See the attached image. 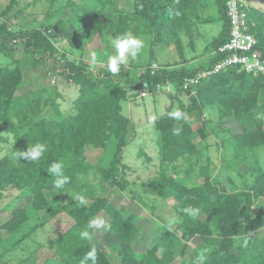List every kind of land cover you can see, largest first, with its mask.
<instances>
[{
    "label": "trees",
    "instance_id": "1",
    "mask_svg": "<svg viewBox=\"0 0 264 264\" xmlns=\"http://www.w3.org/2000/svg\"><path fill=\"white\" fill-rule=\"evenodd\" d=\"M92 1L103 10L116 4V0ZM131 1L133 10L120 11L104 33L121 46L131 33L134 37H152L151 60L156 58L153 47L161 44L174 43L182 51L183 35L194 39L197 19L205 10L204 0ZM216 3L223 27L209 45L212 55L205 63L194 68L163 66L153 73L149 61L139 75L132 66L106 64L93 69L90 61L70 60L54 40H72L78 31L72 24L71 31L64 19L47 28L13 30L8 21L0 25V53L12 60L11 65H0V125L14 138L10 151L0 159V199L8 188L28 192L18 199L12 218L0 227L2 255L51 224L58 235L49 246L62 264H113L107 246H98L86 230L106 211L109 229L119 241L114 248L121 264H171L179 256L185 264H264V168L256 153L257 148L264 147V76L230 67L202 80L196 94L183 88L186 78L211 69L223 58L217 51L230 39L231 22L228 0ZM247 10L264 60V8L250 6ZM91 26V33L97 35L98 30ZM23 41L25 54L37 60L47 74L61 75L79 86L75 112L65 119H38L49 105L57 109L56 99L61 95L58 86L50 98L45 97L47 89L38 91L34 99L19 93L25 85L26 64L15 58L11 44ZM168 82L174 86L172 105L177 107L155 120L162 158L158 175L148 182L147 190L162 199H172L179 221L164 231L154 247L140 253L137 244L141 228L136 214L120 211L107 196L87 202L72 193L92 168L87 148L107 149L113 139L114 154L102 173L110 185L126 190V179H120L118 171L132 125L123 112L128 86L154 91ZM184 94L188 102L181 97ZM210 109H216L218 118L228 124L221 130L240 167V183L229 177L225 184L211 173L210 158L203 163L206 155L196 142L194 117L202 118ZM203 126L208 128V122ZM196 166H201L198 177L203 181L190 185L182 173L190 174ZM33 217L37 220L28 229Z\"/></svg>",
    "mask_w": 264,
    "mask_h": 264
},
{
    "label": "rangeland",
    "instance_id": "2",
    "mask_svg": "<svg viewBox=\"0 0 264 264\" xmlns=\"http://www.w3.org/2000/svg\"><path fill=\"white\" fill-rule=\"evenodd\" d=\"M248 7L256 6L264 8V0H242ZM206 12L201 14L202 37L198 39L197 44H202V48L210 45L215 37L219 36L223 27L220 20V14L216 0H204ZM11 6L9 10L8 7ZM110 10H113L110 12ZM133 10L131 0H116L115 6L102 9L92 0H0V25L7 22L13 30L18 29H36L47 28L55 24L58 20L64 19L68 22L69 28L74 30L72 25L78 31L74 32L72 40H61L55 37L60 51H65L70 60L90 61L92 68H99L106 64L112 67L132 66L134 74L139 75L142 68L153 61L150 59L152 37L140 35L135 37L131 33L129 40L121 46L120 42L104 33V29L109 27L117 19L120 11ZM7 12V13H5ZM72 24V25H71ZM98 30L94 35L92 26ZM101 33V34H100ZM15 48V58L21 57L25 64L35 63L37 67L26 70L27 84L21 89L22 94H30L34 99L35 94L47 89L45 97H52L54 86L63 88L62 99L57 102V109L53 104L41 113L39 118L63 120L75 112V101L79 97L78 87L72 81L65 80L61 75H56V82L53 77L47 74L37 60L27 56L24 52V41L12 43ZM208 45V46H209ZM155 50L156 58L160 61L168 59L172 55L171 44L158 45ZM12 60L0 53V65H11ZM33 63V64H34ZM129 88V98L123 103L124 114L132 120L129 143L125 149L122 164L119 168V178L126 179L127 188L121 190L118 186H112L104 179L103 169L109 168L114 154L115 141H110L107 149H98L94 146L87 148L88 158L92 163L90 172L80 180L79 188L72 193L74 198L83 197L87 202H91L96 196H107L111 198L112 203L124 213H134L138 216L140 232L138 234L137 250L140 253L154 247L161 236L179 221V215L173 207L172 199H162L148 189V182L154 180L159 172L161 161V136L156 128L155 120L169 110H175L172 105V93L164 90L150 93L147 96L142 95V91L135 90L132 86ZM188 102V98L181 96ZM61 98V97H60ZM262 117L264 119V92L262 94ZM214 109H210L209 113ZM203 116L196 118L197 137L196 142L204 148L206 160L210 158L213 163L211 173L218 179L227 184L229 177L234 178L237 183L241 182L236 161L233 158L232 145L226 141V134L221 130L228 128L227 123H223L218 114L213 112L212 116ZM211 120H214L211 121ZM208 122L209 127L205 128L203 122ZM1 126V125H0ZM2 127V126H1ZM0 127V146L4 145V152L8 153L13 144V135ZM256 153L264 168V147L256 149ZM187 169H188V165ZM184 165V169H185ZM201 166H196V170L188 174L186 171L182 175L189 180L190 185L198 184L203 178L198 177ZM8 199H4L9 210L14 212L18 199L28 193L25 190L17 188H8ZM11 215V214H10ZM36 218L33 217L32 223L28 225L31 229L35 224ZM109 216L106 211H102L86 228L92 239L98 246H107L108 256L113 264H121L114 248L119 243L115 234L109 229ZM5 237L8 234L5 232ZM58 231L51 224L40 228L16 248V252L25 256L24 264H36L45 259L47 253L56 256L45 247L44 252L38 250L35 239L41 242H47L52 237L57 236ZM38 241V240H37ZM46 244V243H45ZM48 246V242H47ZM1 250H3L0 247ZM13 249V250H14ZM0 250V251H1ZM57 264L62 261L57 256ZM171 264H185L181 256L174 259Z\"/></svg>",
    "mask_w": 264,
    "mask_h": 264
},
{
    "label": "built area",
    "instance_id": "3",
    "mask_svg": "<svg viewBox=\"0 0 264 264\" xmlns=\"http://www.w3.org/2000/svg\"><path fill=\"white\" fill-rule=\"evenodd\" d=\"M248 5L242 0H228V16L231 22L230 39L220 48L217 53L223 55L211 69L201 70L198 74L186 78L183 88L189 90L193 94L197 93V87L204 79L218 74L230 67H239L253 76H264V60L258 50V39L253 34L249 23ZM153 73L158 72L161 67L157 63L151 65ZM56 82V75L49 72ZM164 90L167 93H175L174 86L168 82L159 84L153 91L149 87L142 89V95L147 96L150 93ZM206 116V115H205Z\"/></svg>",
    "mask_w": 264,
    "mask_h": 264
},
{
    "label": "crops",
    "instance_id": "4",
    "mask_svg": "<svg viewBox=\"0 0 264 264\" xmlns=\"http://www.w3.org/2000/svg\"><path fill=\"white\" fill-rule=\"evenodd\" d=\"M206 11L207 10H206V5H205V10L202 11V14ZM197 21H198V24H197V27L195 28V31H194V34H195L194 39H192L191 36H187L185 34L183 35L184 48L182 51H179L176 48V45L173 43V44H171L172 55L170 57H168V59H165V60L162 59V61H160L159 59L158 60L153 59L151 65L153 63H157L161 67H163V66H175V67L194 68V67H199L201 64L205 63L211 57L212 53L209 50V46H208L209 44L207 46H205V48L201 47L202 44H201V46H200V43L197 44L198 39L202 37V30H201L202 26L201 25L204 23L205 20H202V17L200 15V18L197 19ZM18 59L24 63V61L21 57H19ZM33 63H28L25 66V85L28 83L27 79H26V70L28 68L37 67L36 66L37 64H35V63L33 64ZM25 85L23 87H25ZM21 89L19 90L20 94H22ZM59 90H60L61 95L58 97L59 98L57 100L58 103L62 99V96L64 93L63 88L61 86L59 87ZM78 92H79V87H78ZM23 95H25V94H23ZM213 112L218 114L216 109L213 110ZM213 112H211V113L207 112L205 115L207 116L209 113V116H212ZM13 142H14V140H13ZM12 145H11V147H12ZM4 148H5L4 145L0 146V159L7 154V153H3ZM4 199H8L7 192H5L4 197L2 199H0V227L4 223L9 221L13 216V212H12L13 210L10 211L9 206H7V207L4 206V205H6L4 202ZM3 235H6L5 232H3ZM56 237L57 236L52 237L51 240L56 238ZM51 240L47 241L48 242V246H47V242H41L39 239H35V241H36L35 243L37 244V247L39 248L38 250H41L42 252H44L43 249H45V247H46V249L48 250L46 252H52L56 255V253L49 246V243ZM1 252H2V250L0 251V264H24L25 256L23 254L21 256V254L16 252V249H14L8 253H4L3 255ZM55 257H57V255L53 256L52 254L47 253L44 261L43 260L38 261L36 264H57V258L54 259Z\"/></svg>",
    "mask_w": 264,
    "mask_h": 264
}]
</instances>
